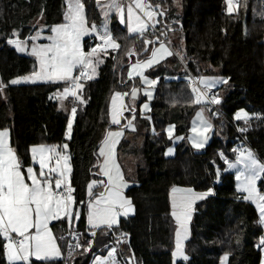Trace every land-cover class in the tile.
<instances>
[{"label":"trees","instance_id":"trees-1","mask_svg":"<svg viewBox=\"0 0 264 264\" xmlns=\"http://www.w3.org/2000/svg\"><path fill=\"white\" fill-rule=\"evenodd\" d=\"M83 2L88 20L98 22L95 0ZM151 2L160 4L161 10L166 9L152 33H166L162 36L165 40L168 28L178 30L182 46H177L185 59L168 56L149 70V75L158 80L150 111L143 116L136 108V130H125L118 143L119 154L141 156L143 161L136 165L134 182L125 190L134 210L120 217L113 231L102 228L96 237L89 235L86 187L90 180L98 178L97 167H93L97 164L94 153L113 126L108 119V100L114 91H128L137 84L135 79L126 77L127 65L148 56L151 47L145 51L143 39L150 34L143 39L138 34H128L125 26L122 28L116 16H112L109 29L120 48L107 50L97 76L83 81V98L87 103L78 107L70 138L65 139L68 113L59 108L56 99H49L57 88L62 90L64 83L9 85L0 94V128L10 130V144L25 167L31 163L28 151L31 145L68 144L75 206L84 212L76 228L82 231V243L87 239L94 241L88 253L78 250L68 264H88L92 252L102 248L119 231L129 234L120 254L124 258L132 255L133 264H173L174 221L169 189L174 185L197 191L213 188V194L194 204L189 237L184 243L189 259L176 260L175 264H219L225 252L229 253V264H260L261 252L256 245L263 230L257 211L237 192L234 176L225 170L226 164L219 160L217 151H228L234 143L233 129L224 120H235V112L244 109L250 116L256 113L261 117L250 119L243 137L264 162V0H234L238 7L231 14L226 11L225 0H180V10L173 0ZM63 7L64 0H0V80L7 84L35 67L33 57L19 53L7 43L13 29L24 39L36 30L30 22L38 15H42L47 27L60 23ZM93 43L84 39L85 48ZM130 49L138 55H129ZM186 75L230 77L227 91L219 95L221 102L216 104L223 117L213 116L214 111H209L213 130L205 148L198 151L181 141L175 145L172 156H165L164 150L170 144L165 133L170 122V99L174 98L177 103L174 106L179 108L176 135L187 131L195 109ZM66 102L70 106L71 98ZM258 188L264 191V183L258 181ZM66 227H69L66 221L50 223L62 248V257L48 262L30 259V264H64L65 241L58 235ZM2 247L0 238V264H6Z\"/></svg>","mask_w":264,"mask_h":264},{"label":"snow or ice","instance_id":"snow-or-ice-1","mask_svg":"<svg viewBox=\"0 0 264 264\" xmlns=\"http://www.w3.org/2000/svg\"><path fill=\"white\" fill-rule=\"evenodd\" d=\"M228 5L226 11L231 14L237 10L238 5L234 0H225ZM179 6V0H173ZM67 9L63 14V22L53 25L50 29L51 35L46 39L48 44H37L36 41L41 35V28L35 30V35H30L24 39L13 29L11 35L7 37V43L15 46L18 52L28 50V42L31 41V55L36 58L38 70H34L30 76L18 77L10 81L0 80V94L9 85H17L22 80L25 82H35L42 80L46 82H63L64 87L49 96V99H56L61 107L64 102L71 98L72 107L67 115V127L65 137L70 138L74 118L76 117L79 105L86 104L83 98L85 80H91L97 73V67L103 63L101 53L107 55V50H117L120 45L109 29V13L115 11L120 22L126 23L129 34H138L142 39L151 27L156 29L160 23L158 17L164 16L166 9L161 10L160 4H153L151 0H129L127 5V18L125 20V5L123 0H96V6L101 10L103 21L100 26L93 23L88 26L86 16V6L83 0H66ZM42 14V13H41ZM178 22V21H177ZM168 31L174 29L168 28ZM161 36L166 33L161 32ZM86 36H93L98 41L85 51L82 40ZM158 43V47L155 45ZM171 41L167 43L156 36L155 40L143 39L145 51L152 45L151 55L145 60H138L131 64L128 76L133 78L139 76L141 82L147 88L154 87L158 80L149 79L145 75V69L158 64L165 57L178 55L183 61L184 54L177 51L174 53L169 47ZM129 55L138 53L129 50ZM80 69V74L75 75L74 69ZM189 81V86L194 94L192 103L201 105L205 102L219 104L221 102L218 94H213L212 89L218 85H227L230 77L219 75L206 76L200 75L195 78L185 77ZM138 89L132 87L131 96L135 100ZM149 100L152 99V91L145 90L144 93ZM129 95L126 92L116 91L111 97L108 106L110 123L119 125L121 117L125 111H133L124 103V97ZM210 97V99H208ZM150 111L148 103L141 107V114ZM218 112H211L216 116ZM200 124L197 126L193 122L191 131L193 136L188 137L194 149L205 148L208 141V134L213 127L212 123L204 118L203 109L196 113ZM255 117L260 119V115L240 109L235 113L234 119L243 120L245 127H238V131L246 132L250 119ZM149 120L151 117H147ZM135 117H133V120ZM133 120H129L126 125L135 131ZM174 126L169 125L165 130L172 138ZM123 135L122 131L107 130L100 142L97 155V164L93 167L99 168V173L106 177L107 183L91 180L88 185L87 202V225L91 237H96L98 231L106 229L113 231L114 226L119 225L118 217L127 216L132 212L133 205L129 198L123 195L122 189L127 187L121 166L116 162L114 148L119 138ZM176 139H182L176 137ZM68 144L65 143L61 149L56 145L36 144L28 149L32 163L28 166L23 165V161L17 154V150L10 144V130L0 129V238H2V252L6 264H30V258L36 261H52L57 257H62V248L57 243L51 231L52 221L67 222L69 225L68 236L71 238L67 242V259H74L77 250L82 249L83 253H88L93 247V239H87L76 230L79 219L84 215L82 208H77L75 189L71 183L72 166L68 154ZM173 149L168 148L165 156L173 154ZM235 160H229L223 152L219 153L220 159L224 161L228 169H237L236 189L243 195L245 201H251L256 205L259 213V223L264 225V191L258 188L257 182L264 183V162L255 153L246 147L233 149ZM38 165L39 170H36ZM239 166V168H237ZM219 178V169L217 170ZM104 186V191L98 194L94 191L95 187ZM213 194V188L209 187L204 192H196L193 188H181L173 186L170 191L171 216L175 220V248L172 251L173 264L177 257L188 260L185 254L184 241L188 238L189 222L192 219L193 204L197 200H204ZM83 205V201H80ZM122 210V212H121ZM76 222L74 225L73 222ZM128 233L121 232L117 237V246L111 247L107 255L95 256L93 264H120L117 257L118 246L127 242ZM258 248L264 252V236L259 240ZM132 264V261H129ZM220 264H229V253L225 252L220 257ZM261 264H264V255L261 257Z\"/></svg>","mask_w":264,"mask_h":264},{"label":"rangeland","instance_id":"rangeland-1","mask_svg":"<svg viewBox=\"0 0 264 264\" xmlns=\"http://www.w3.org/2000/svg\"><path fill=\"white\" fill-rule=\"evenodd\" d=\"M105 2V0H101V3H104ZM123 3H124V5H125V20H126V18H127V5H128V3H129V0H123ZM95 4H96V0H95ZM175 4V3H174ZM227 5V4H226ZM175 6L178 8V10H180V0H179V6H177V4H175ZM97 7V6H96ZM227 7H228V5L226 6V9H227ZM67 9V4H66V0H64V7H63V14H64V12H65V10ZM97 9H98V12H99V15H100V20L97 22V21H91V20H88V18H87V23H88V26H91L93 23H95L96 25H98V26H100L101 25V23H102V21H103V15H102V13H101V10L97 7ZM116 16L117 17V14H116V12L115 11H112L111 13H109V21H110V19H111V17L112 16ZM87 16V15H86ZM63 18V17H62ZM63 22V19H62V21L60 22V23H62ZM31 25L32 26H35V28L37 29V28H41L42 29V31H41V35H40V37L37 39V41H36V43L39 45V44H48L49 43V41L46 39V37L47 36H49V35H51V31H50V29H51V27L53 26V25H51V26H49V27H47L45 24H44V22H43V17H42V15H38L36 18H34L31 22ZM57 24H59V23H57ZM54 25H56V24H54ZM124 25H125V29H126V31H127V26H126V23H124ZM108 26H109V22H108ZM157 26H159V24L157 25ZM156 26V27H157ZM152 30H154V29H152L151 27H149V29L147 30V32L145 33V34H150V36H146L145 37V39H150V40H155V37L156 36H160V39L161 40H164L163 38H162V36L160 35V33L162 32V31H160L159 33H157V32H155V33H152ZM127 33H128V31H127ZM129 34V33H128ZM32 35H35V31L32 33ZM179 31L177 30H174V31H169L168 32V37L164 40L166 43L170 40L171 41V43H170V45H169V47L171 48V50L172 51H179L180 52V50H179V46L181 47L182 46V41H181V39L179 40ZM84 39H89V40H92V41H94V43L92 44V45H90L89 47H91V46H94V44L96 43V42H98V41H95L94 40V37L93 36H86V37H84L83 38V40H82V45H83V47H84V49H85V51H87L88 50V48H85V46H84ZM176 44V45H175ZM177 45H179V46H177ZM11 46H13V45H11ZM151 48H152V45H149ZM156 47H158L159 45H158V43L155 45ZM174 46V47H173ZM14 48H15V46H13ZM31 48H32V43H31V41H29L28 42V50L27 51H24V52H19V53H21V54H26V55H29V56H31V57H33L34 59H35V67H34V70H38V65H37V63H36V58L34 57V56H32L30 53H31ZM151 48H150V51H149V54H148V56L146 57V58H144V59H142V60H145V59H147L150 55H151ZM16 49V48H15ZM108 50H111V49H108ZM103 58V53H101V59ZM167 57H165V59H166ZM165 59H163V60H165ZM163 60H161L158 64H160ZM137 61H133V62H130L128 65H127V69H126V77L128 78V79H130L129 78V76H128V71H129V68H130V66H131V64H133V63H136ZM158 64H156V65H154L153 67H151V68H148V69H145V75L146 76H148V78L149 79H157L156 77L155 78H153V77H151L150 75H149V70L150 69H152V68H154L155 66H157ZM99 66V65H98ZM79 68H77V69H74V74H75V72H76V70H78ZM34 70H32L31 72H29L28 74H25V75H22V76H17V77H14V78H18V77H25V76H30L31 75V73L34 71ZM97 74H98V67H97V73H96V75L93 77V78H95L96 76H97ZM188 76H191V75H188ZM206 76H214V75H206ZM220 76V75H219ZM186 77V76H185ZM191 77H193V78H195V77H197V76H191ZM14 78H12V79H14ZM92 78V79H93ZM131 79H135L136 80V82H137V84L135 83V85L134 86H132V87H136L139 91H138V93H137V96H136V98H135V100H133V98H132V96H131V89H132V87L128 90V91H120V90H117V91H120V92H126V93H129V95H127V96H125L124 97V103L129 107V108H134V109H136V108H138V111H139V113L141 114V107H142V105L143 104H145V103H148L149 104V107H150V102H151V100H149L148 99V97L144 94L145 93V90H150V91H152V98L154 97V93H155V87H156V85L154 86V87H151L150 89L149 88H147V86L146 85H144L142 82H141V80H140V78H139V76H134L133 78H131ZM11 80V79H10ZM39 82H46V81H42V80H37V81H35V82H25V81H21L19 84H32V83H39ZM186 82V85H187V87H190L189 86V81L187 80V81H185ZM52 83V82H51ZM56 83H63V82H56ZM134 84V83H133ZM18 85V84H17ZM227 85H224V84H221V85H218L216 88H214V89H212V90H218L219 92H218V95H220L221 93L223 94V92H226L227 91V87H226ZM190 89H191V87H190ZM62 90H63V88H62ZM61 90V91H62ZM114 92H116V91H114ZM113 92V93H114ZM113 93L111 94V96H110V98H109V100H108V104H107V111H108V106H109V104L111 103V97H112V95H113ZM191 93H192V91H191ZM171 101V104H172V108H171V110H170V114H169V116H170V122L166 125V127H165V130L169 127V125H173L174 126V130H173V135H172V138L170 139L169 138V136H168V134H167V132L165 131V133H166V136L168 137V139L170 140V144L165 148V150H164V154H165V152L168 150V148H172L174 151H173V154H174V152H175V145L177 144V143H179V142H181V141H183V142H185L187 145H189L190 147H192V144H191V142L188 140V137H190V136H193L194 135V133L191 131V129L193 128V122L195 121V123H196V125L198 126L199 124H200V120L197 118V116H196V113L198 112V111H201V109H203V115H204V118L205 119H207V120H209L211 123H212V120H211V118H210V116H209V111H210V108L208 107V103L207 102H205L204 104H201V105H197V104H194L195 105V109H194V112H193V114H192V116L190 117V119H189V123H188V128H187V131L184 133V134H181V135H176L175 134V126H176V124H180V120H179V118H178V113H179V108L177 107V106H174L175 104H177L175 101H173L174 100V98H172V99H170ZM194 100V94L192 93V101ZM67 101V100H66ZM64 102V106L63 107H61V105H60V102L57 100V102H58V106H59V108L61 109V110H63L64 112H66V113H70V111H71V105L70 106H68L67 105V102ZM147 112L148 111H145L144 113H143V116H147ZM237 112V111H236ZM142 115V114H141ZM234 116H235V114H234ZM133 117H134V112H131V111H125V112H123V115H122V117H121V123L119 124V125H115V124H112L113 126L109 129V130H112V131H122V133H123V135L119 138V140H118V143H119V141L121 140V138L124 136V131L125 130H130L131 131V129L130 128H127L126 127V125L128 124V121L129 120H133ZM108 119H109V121H110V116L108 115ZM133 124L135 125V122H134V120H133ZM213 125V124H212ZM0 129H3V128H0ZM212 130H213V127H212V129H211V132L208 134V141H207V143L209 142V140H210V138H211V134H212ZM176 137H181L182 139H176ZM65 139H68V138H66L65 137ZM139 142V144L141 143V140H138ZM66 142H63L62 144H60V145H56V146H59L61 149L63 148V145L65 144ZM118 143L115 145V148H114V153H115V159H116V162L121 166V170H122V173L124 174V177H125V181H126V184H127V187L128 186H130L131 184H133V182H134V172H135V167H136V165L137 164H140V163H142V157L141 156H126V155H121V154H119L118 153V151H117V146H118ZM44 144H46V143H44ZM48 145H50V144H48ZM98 148H99V146H98ZM193 148V147H192ZM195 150H197V149H195ZM199 150H201V149H199ZM198 150V151H199ZM97 152H98V149H97ZM68 154H69V156H70V152H69V150H68ZM173 154H170V155H168V156H172ZM29 155H30V153H29ZM30 160H31V157H30ZM233 161L235 160V158L234 159H232ZM31 163H32V161H31ZM30 163V164H31ZM237 168H239V166H237ZM36 170L38 171L39 170V168H38V165H36ZM225 170L226 171H229V172H231L232 174H233V176H234V180H235V187H236V184H237V180H236V173H237V169H228L227 168V165H225ZM97 173H98V178H93V179H96V180H98V181H104V184H106L107 183V180H106V177H103L100 173H99V168L97 167ZM92 179V180H93ZM91 181V180H90ZM89 181V182H90ZM257 184H258V182H257ZM174 186H176V187H181V188H186V187H182V186H177V185H174ZM127 187H125V188H123L122 189V192H123V195L125 196V197H127L126 195H125V190H126V188ZM173 187V186H172ZM172 187H170V189H169V194H170V191H171V189H172ZM95 188H96V190H95ZM94 188V191L98 194L99 192H103L105 189H104V186L102 185V186H99V187H95ZM194 191H196V192H204V191H206V190H202V191H197V190H194ZM86 195H87V197H88V199H89V196H88V189H87V187H86ZM244 195V194H243ZM128 198V197H127ZM197 201H201V200H197ZM196 201V202H197ZM88 202V201H87ZM195 202V203H196ZM251 202V201H250ZM194 203V204H195ZM252 203V202H251ZM169 204H170V213H171V200H170V195H169ZM194 204H193V207H194ZM253 204V203H252ZM255 205V204H254ZM256 206V205H255ZM121 212H122V210H121ZM133 212V211H132ZM132 212H129V214L128 215H130V214H132ZM192 215H193V213H192ZM120 217H124V215H120L119 217H118V220H119V218ZM173 218V217H172ZM173 221H174V246H173V248H172V251L174 250V248H175V240H176V237H175V229H176V224H175V220L173 219ZM189 226H190V222H189ZM52 231V230H51ZM52 233H53V231H52ZM54 234V233H53ZM54 236H55V234H54ZM188 237H189V234H188ZM55 238H56V240H57V243H58V239H57V237L55 236ZM187 240V239H186ZM185 240V241H186ZM185 241H184V243H185ZM120 252H121V250H120ZM122 254V253H121ZM120 254V255H121ZM185 254H186V252H185ZM187 255V254H186ZM224 255V254H223ZM222 256V255H221ZM57 258H61V257H57ZM30 259H35L34 257H32V258H30ZM172 260H173V257H172ZM176 260H184L182 257H177L176 258ZM175 260V261H176ZM219 264H220V260H219Z\"/></svg>","mask_w":264,"mask_h":264},{"label":"built area","instance_id":"built-area-1","mask_svg":"<svg viewBox=\"0 0 264 264\" xmlns=\"http://www.w3.org/2000/svg\"><path fill=\"white\" fill-rule=\"evenodd\" d=\"M89 42L92 43V40H89ZM79 74H80V69L76 70V72H75V75H79ZM211 92L213 94H218V91L217 90H211ZM208 99H210V97H208ZM71 107H72V102H71ZM208 107L210 108V110L219 113L216 116L223 117L222 114H221V112L218 110L216 104H210V103H208ZM223 119H225V118H223ZM224 121L226 122V124L230 125L232 127V129H233V132H234V143L232 144V146H230V148L228 149V151H223L221 149H219L217 151L218 158L222 162H224V161L221 160L220 159V156H219V153H221V152H223L225 154V156L229 160H232V159L235 158V153L233 152V149H236V148L241 147V146L251 149L249 147V145L247 144V142L245 141L244 137H243L244 132L242 133V132H240V131L237 130L238 127H245L246 126L245 123H244V121L243 120H240V121L233 120V121L229 122V121H227V119H225ZM76 230L78 232H80V234L82 236L81 229L76 228ZM68 231H69V227H66V229L58 235V238L60 240L65 241V252H64V259L65 260H64V264H68V259H67V253H68L67 242L71 239L68 236ZM121 232H124V231L117 232L112 237V239L109 240L102 248H97L95 251H93L92 254H91V257H90V259L88 261V264H93V261H94L95 256L107 255L108 249H110L111 247L117 246V237L120 235ZM261 237H262V235L259 237L258 243H257L256 246H258L259 240H260ZM127 241H128V237H127ZM122 244L123 243L119 244V246H118L117 257L120 260V264H126L125 258L122 257V255H120V247H121Z\"/></svg>","mask_w":264,"mask_h":264},{"label":"water","instance_id":"water-1","mask_svg":"<svg viewBox=\"0 0 264 264\" xmlns=\"http://www.w3.org/2000/svg\"><path fill=\"white\" fill-rule=\"evenodd\" d=\"M116 18H117V20H118L120 26H121L122 28H124V26H125L124 23L122 24V23L120 22V19H119L118 16H117ZM125 260L127 261L128 264H129V261L131 260V261H132V264H133V257H132V255L126 256V257H125Z\"/></svg>","mask_w":264,"mask_h":264},{"label":"crops","instance_id":"crops-1","mask_svg":"<svg viewBox=\"0 0 264 264\" xmlns=\"http://www.w3.org/2000/svg\"><path fill=\"white\" fill-rule=\"evenodd\" d=\"M124 14H125V12H124ZM112 18V17H111ZM238 111V110H237ZM236 113V112H235ZM254 205V204H253ZM254 207H255V209H256V211H257V214H258V220H259V213H258V210H257V208H256V206L254 205ZM53 222V221H52ZM51 222V223H52ZM261 225V224H260ZM261 227H262V230H263V233H262V236H264V225H261ZM260 249V248H259ZM260 252H261V257H262V255H264V252H262L261 250H260ZM260 264H261V258H260Z\"/></svg>","mask_w":264,"mask_h":264}]
</instances>
